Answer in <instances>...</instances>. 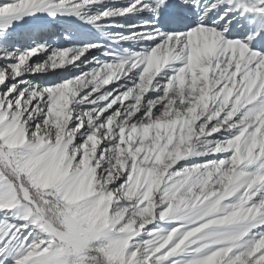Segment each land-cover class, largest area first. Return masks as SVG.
Listing matches in <instances>:
<instances>
[{"label": "snow or ice", "instance_id": "obj_1", "mask_svg": "<svg viewBox=\"0 0 264 264\" xmlns=\"http://www.w3.org/2000/svg\"><path fill=\"white\" fill-rule=\"evenodd\" d=\"M0 264H264V0H0Z\"/></svg>", "mask_w": 264, "mask_h": 264}]
</instances>
